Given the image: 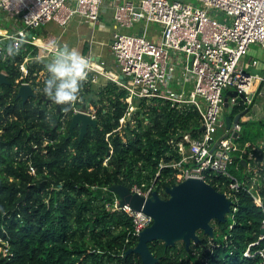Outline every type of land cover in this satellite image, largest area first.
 Returning a JSON list of instances; mask_svg holds the SVG:
<instances>
[{
	"label": "trees",
	"instance_id": "obj_1",
	"mask_svg": "<svg viewBox=\"0 0 264 264\" xmlns=\"http://www.w3.org/2000/svg\"><path fill=\"white\" fill-rule=\"evenodd\" d=\"M37 36L40 43L55 39L40 32ZM41 51L35 43H22L14 58L5 59V49L0 53V72L10 80L0 82V264H145L138 252L128 251L138 241L132 236L133 219L114 207L119 196L109 186L148 187L155 182L165 194L167 185L183 177L178 168H160V162L181 156L176 141L184 132L198 136L202 116L192 104L143 99L123 133L125 89L113 80L96 88L84 82L82 103L96 108L98 124L89 125L81 140L79 126L70 135L73 109L64 113L43 94L49 61L35 58ZM29 55L33 58L26 61L24 74L21 63ZM23 80L37 93L25 102L17 96ZM263 128L259 121L257 130ZM229 168L236 172L234 164ZM225 177L209 182L216 186V179ZM236 195L237 209L227 213L228 230L221 239L213 221L214 236L200 230V240L189 247L184 241L166 245L152 240L157 264H262L260 255L243 252L258 239L264 212L247 191ZM260 245L264 238L254 247Z\"/></svg>",
	"mask_w": 264,
	"mask_h": 264
},
{
	"label": "built area",
	"instance_id": "obj_2",
	"mask_svg": "<svg viewBox=\"0 0 264 264\" xmlns=\"http://www.w3.org/2000/svg\"><path fill=\"white\" fill-rule=\"evenodd\" d=\"M103 7L113 14L110 49L118 72L104 68L105 61L89 53L83 55L89 60L85 82H99L102 75L125 89L127 106L119 129L143 99L168 100L173 106L195 105L204 128L198 136L184 132L175 143L181 156L161 161L160 168L172 166L183 178L199 176L208 181L225 175L216 179L214 186L231 198V210L237 209L236 192L245 190L264 212V137L241 135L244 113L264 123V101L258 100L264 99V65L253 57L247 68L241 66V58L252 43L264 47V0H0V16L15 20L11 31L0 26V53L5 49L3 43L10 40L19 47L22 43L44 45L53 57L57 49L51 45L57 42L42 44L37 40L38 32L32 30L50 21L65 26L75 17L80 22H92L94 30ZM151 23L161 26L159 37L149 32ZM136 24H140L137 29L126 30ZM31 58L26 56L21 63L24 74L26 61ZM82 104H75L73 113L84 110L96 117L93 105L86 103L84 109ZM240 111L244 112L239 120L227 126L225 115L230 114L233 121ZM223 124L225 131L216 138L218 126ZM240 161L247 166L242 176L237 173L243 167ZM230 164L235 165L236 172L230 170ZM30 170L35 171V166L30 164ZM155 186V182L148 187L135 184L131 189L148 196ZM114 207L132 216L134 237L153 221L143 210L120 207L119 199ZM263 238L264 232H260L243 252L245 256L260 255L262 264L264 245L254 246Z\"/></svg>",
	"mask_w": 264,
	"mask_h": 264
},
{
	"label": "water",
	"instance_id": "obj_3",
	"mask_svg": "<svg viewBox=\"0 0 264 264\" xmlns=\"http://www.w3.org/2000/svg\"><path fill=\"white\" fill-rule=\"evenodd\" d=\"M40 28L33 29L39 32ZM31 34V33H30ZM0 82L9 83L5 72H0ZM236 92H234L235 94ZM37 93L30 82H22L17 88V96L25 102L30 96ZM227 97L225 104L227 105ZM84 109L86 103L81 105ZM244 111L238 112L232 121L231 115L226 114L227 126L237 122ZM98 118L93 117L84 110L76 111L71 116L70 135L77 126L80 127V139L82 140L89 125L97 126ZM204 128V125L201 127ZM246 160L243 162L245 163ZM109 189L119 196L120 207L128 205L134 210H143L152 215L153 221L139 234L137 243L128 251L138 252L145 264H157L159 257L156 256L149 242L161 239L166 245H173L178 241H184L189 247L192 241L200 240L199 231L214 236L213 221H226L227 213L231 210L232 200L225 192L217 189L208 180L199 176H187L182 180L165 187L166 196L158 189H153L146 196L132 190L124 183H113ZM264 232V227L261 228Z\"/></svg>",
	"mask_w": 264,
	"mask_h": 264
},
{
	"label": "rangeland",
	"instance_id": "obj_4",
	"mask_svg": "<svg viewBox=\"0 0 264 264\" xmlns=\"http://www.w3.org/2000/svg\"><path fill=\"white\" fill-rule=\"evenodd\" d=\"M191 1H193V0H191ZM75 22H76V19H72L70 21V43L71 44L75 43V38H76L77 29H76ZM103 23L106 24L105 22H103ZM14 25H15V20L13 18H11L10 16L5 15V17L0 18V26L1 27L8 28V30L11 31L12 27ZM66 25H68V24H66ZM139 25L140 24H136L133 28H129V29H126V30L127 31H131L132 29H137L139 27ZM44 26L47 29H49L51 32L55 33V34H60L63 31V26L57 24L55 21H50ZM44 26L41 28V31L44 29ZM111 26H112V24H110V22H109L108 27H107L108 30L111 28ZM104 27H105V25H104ZM160 29H161V26L159 24L151 23L149 32H151L152 34L155 33L156 37H159L160 36ZM64 32H65V30L63 31V33ZM94 35H95L94 36V40L92 42L93 50H95V49L96 50H100L99 53H101L102 59L105 61V64H103L104 68H107L110 71L112 70V68L115 70V65L112 63V61L114 60V56L111 54V51H110V41H111V39L108 37V34H106V33L102 34V33L98 32V30L95 31ZM49 42L50 41H46L45 43L47 45H51L53 43V42L52 43H49ZM71 44H70V46H72ZM41 52L49 53V51L46 50V49L45 50L43 49V51H41ZM47 57L52 59V56H47ZM47 57L45 56L43 58L48 60ZM253 57H257L261 61V65H264V47L252 43L250 45L249 51L245 55H243L242 58H241V63H242L241 66L244 67V68H247L246 67V63L249 61V59H252ZM102 78L104 79V76L100 75V81L102 80ZM100 81L99 82H94L93 85H92L93 88L98 87ZM258 100L259 101H264V99H258ZM127 120L128 119H126L124 121V123H123V127H122V128H124V129H122L123 133H126V131H128L127 128L125 130V127H127V125H128L127 124ZM241 121L243 123V130L241 131V135H242L243 138H252L254 136L264 137V128L261 129V130H257V127H258V124H259V121L257 119H255L253 117L249 118L248 113H244L241 116ZM131 122H132V124L136 123V121L133 120V119H131ZM225 128H226V124H223L221 126L219 125L218 129H217V131L215 133V137L216 138L221 137L223 135L224 131H225ZM246 171H247V166H243L242 168L237 170V173L240 176H242V175H244L246 173ZM162 194H164V192ZM227 216L229 218L230 213ZM226 222H227V220L226 221H222V222L214 220V224L216 225V230H217V236L216 237L218 239H221L223 237L224 231L228 230V228L226 226ZM203 234L205 235V233H203ZM181 241H179V242H181Z\"/></svg>",
	"mask_w": 264,
	"mask_h": 264
},
{
	"label": "clouds",
	"instance_id": "obj_5",
	"mask_svg": "<svg viewBox=\"0 0 264 264\" xmlns=\"http://www.w3.org/2000/svg\"><path fill=\"white\" fill-rule=\"evenodd\" d=\"M11 39H15L14 37ZM56 48L51 61L45 64L48 78L44 81L43 94L54 104L61 106V111L68 113L73 106L82 102L80 96L82 84L88 79L89 60L67 45H51ZM8 57L19 54V44L5 46Z\"/></svg>",
	"mask_w": 264,
	"mask_h": 264
},
{
	"label": "crops",
	"instance_id": "obj_6",
	"mask_svg": "<svg viewBox=\"0 0 264 264\" xmlns=\"http://www.w3.org/2000/svg\"><path fill=\"white\" fill-rule=\"evenodd\" d=\"M103 9L104 10L102 11V14L100 17V22L97 25H95L94 30H93L94 25L92 22H80L78 17L73 18V19H76L75 24H76V29H77L74 44L70 43V21L67 23L68 25L63 26V31L65 30L64 33L62 31L63 34L62 33L55 34V33L51 32L49 29H47L45 26H44V29L42 31H41V28H42L41 27L39 32L41 33V35L43 34V37L45 35H48V36L51 35L52 37H54L55 39L53 42H57L58 46L67 45L70 49H75V50L79 51L82 55L87 56L89 53H91V54L95 55L96 59H98V57L102 58L101 53H99L100 50H96V49L93 50V47H92V42L94 40L95 31L98 30V32H100L102 34L106 33V34H108V37L111 38V33H112L113 28H114L113 27L112 10L108 7H103ZM0 18H3L2 15L0 16ZM103 22H105L106 24H104ZM109 22H110V24H112V26L108 30L107 27H108ZM104 25H105V27H104ZM43 42L44 43H42V44H45V41H43ZM70 44L72 46H70ZM39 47L42 48V46H39ZM110 51H111V49H110ZM111 54H112V52H111ZM45 56L47 57L50 55L45 53V52H41L38 55V58H43ZM48 60L50 61L51 58H48ZM112 63L114 64V60L112 61ZM111 71L118 72V68L116 67V65H115V70L112 68ZM107 81L108 80H106L105 78L104 79L102 78L99 85H102V84L106 83Z\"/></svg>",
	"mask_w": 264,
	"mask_h": 264
},
{
	"label": "bare ground",
	"instance_id": "obj_7",
	"mask_svg": "<svg viewBox=\"0 0 264 264\" xmlns=\"http://www.w3.org/2000/svg\"><path fill=\"white\" fill-rule=\"evenodd\" d=\"M42 49H44V50L46 49V48L44 47V45L42 46Z\"/></svg>",
	"mask_w": 264,
	"mask_h": 264
},
{
	"label": "flooded vegetation",
	"instance_id": "obj_8",
	"mask_svg": "<svg viewBox=\"0 0 264 264\" xmlns=\"http://www.w3.org/2000/svg\"><path fill=\"white\" fill-rule=\"evenodd\" d=\"M163 196H166L167 194L165 193V194H162Z\"/></svg>",
	"mask_w": 264,
	"mask_h": 264
}]
</instances>
